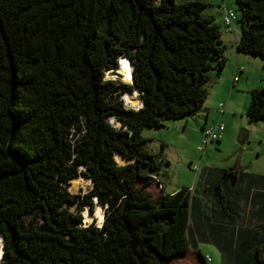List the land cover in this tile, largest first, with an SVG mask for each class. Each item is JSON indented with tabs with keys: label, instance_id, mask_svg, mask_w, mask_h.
Here are the masks:
<instances>
[{
	"label": "trees",
	"instance_id": "obj_1",
	"mask_svg": "<svg viewBox=\"0 0 264 264\" xmlns=\"http://www.w3.org/2000/svg\"><path fill=\"white\" fill-rule=\"evenodd\" d=\"M235 3L236 49L264 64V0ZM207 6L0 0V264H170L189 249L205 263L200 243L221 264H264V176L206 170L193 188L167 194L160 163L143 150L144 129L203 110L225 67ZM123 56L132 83L106 78ZM126 92L142 105L128 106ZM249 94L248 120H263L264 86ZM79 177L92 183L82 196L66 187ZM95 203L103 221L85 224L81 211ZM182 213L185 240L171 228Z\"/></svg>",
	"mask_w": 264,
	"mask_h": 264
},
{
	"label": "rangeland",
	"instance_id": "obj_2",
	"mask_svg": "<svg viewBox=\"0 0 264 264\" xmlns=\"http://www.w3.org/2000/svg\"><path fill=\"white\" fill-rule=\"evenodd\" d=\"M224 1L227 6L235 10L237 16H239L235 0ZM213 13L216 17L215 23L218 24L221 29V35H224L222 30L223 22L221 23L219 14L215 13V8L207 6L204 10V14ZM234 23L240 28L238 22L235 21ZM256 59L258 63H260L259 61H262L260 58ZM262 65L264 64H260V66ZM256 66L258 67L259 65L256 64ZM262 71L263 69L258 70L256 73L258 74ZM118 72L119 71H117V73ZM105 73L106 78L108 77L107 79L115 80L118 83H127L122 80V75L119 73L114 74V72L108 70ZM256 86L257 87L255 88H261L264 86V83H258ZM128 94L136 98H138V96L136 92L123 93L120 98H123L126 104L130 106L125 97ZM237 95L238 96L235 99L236 102L234 103V106L232 105V110L236 115H233V113L227 109V114L219 120L225 126L223 139L219 142L216 141L209 143L206 148L201 143L202 134L201 137H198V132L196 133L194 131L202 120L199 113L185 118L167 120L160 128L144 129L142 131V135L150 139L148 143L143 145V150L154 154L157 161L160 163L158 176L162 182L163 191L165 193L172 194L183 188H193L194 185L196 186L197 184L198 177L206 170H209L210 174L216 176V178L219 177L223 170H231L232 168L239 169L241 172L245 173L246 178L264 176V119L250 122L246 116L250 94L247 91H242L238 92ZM218 102H220V100ZM224 103L226 102H221L222 105ZM211 108H214V106ZM212 110L213 109H211L209 120H213V123H218L217 114ZM186 122L187 127L185 126ZM242 130L247 131V137L244 142L240 144L238 142V135ZM199 145H201L203 149L202 151H198ZM193 165L198 166L197 171L192 168ZM77 179H80L82 184L80 183L81 185L79 184L78 188L73 190V182L70 180L69 184L66 186L67 189L72 194L80 196L88 193L92 188L91 181L83 177ZM151 189L154 192V195L158 193L159 188L155 185ZM72 209L74 211L78 210V208ZM249 209L250 211L254 210L256 209V206L251 205L249 206ZM246 211H248V206L246 207ZM81 212L85 224L95 222L97 225H101L102 222H100L98 213L103 215L104 209L98 203H95L93 208H90L89 206L83 207ZM253 218L256 219L255 216ZM188 220V213H182L180 219H178L171 228L176 230L175 232L178 230L183 231L184 227H182V224L188 222ZM248 223L252 225L251 221ZM166 234L169 235L168 233ZM172 238L175 240L174 236ZM183 238L184 240L186 239L184 231ZM166 239L167 237H165V240ZM182 242L183 240L180 244ZM2 243L3 241L0 238V244L2 245ZM198 249L203 256L206 254L210 256V260L205 261V264H221V253L214 245L200 243ZM200 261L201 259L196 251L194 249H189L186 253L177 254L176 259L171 260L170 264H192L193 262V264H195L197 262H202Z\"/></svg>",
	"mask_w": 264,
	"mask_h": 264
},
{
	"label": "crops",
	"instance_id": "obj_3",
	"mask_svg": "<svg viewBox=\"0 0 264 264\" xmlns=\"http://www.w3.org/2000/svg\"><path fill=\"white\" fill-rule=\"evenodd\" d=\"M181 1H185V0H181ZM202 1L208 3V6L215 8V13L219 14L221 23L223 22L222 14L224 9L225 8L231 9L230 7L227 6L224 0H202ZM208 15H212L216 21V17L214 13ZM234 22L228 28L222 25L223 27L222 30L224 32L223 33L224 35H221V40L224 46L227 61L220 77L215 82H212L209 85L208 98L207 101L205 100L203 105L204 109L198 112L200 117L202 118L201 122H199V124L197 125V128L194 129L196 133L198 132V137H201L202 130L206 125L215 124L213 123V120H209L211 109H213L212 111L216 112L218 121L221 118H223L225 114H227V109L228 111L232 112L234 115L235 112H233L232 110V105L234 106V103L236 102L235 99L238 96L237 95L238 92H242V91L249 92L251 89L257 87L256 85L258 83H264V65H262L263 67L260 66V64H263L262 61H259L260 63H258L256 61L257 60L256 58L242 54L238 52L236 49V44L240 37V28ZM256 64L259 66L257 67ZM262 69L263 71L261 73L258 74L256 73L258 70H262ZM234 77H237L236 83H234L233 81ZM219 100L220 102H218ZM222 101H225L226 103H224L225 105L223 104L222 106H220ZM212 106H214V108H211ZM185 126L187 127V122L185 123ZM224 134H225V130H224ZM223 137L220 140H222ZM210 177L211 179H215V176H213L212 174ZM206 256L209 255L206 254L204 256L205 260H206ZM195 264H205V263L197 262Z\"/></svg>",
	"mask_w": 264,
	"mask_h": 264
},
{
	"label": "built area",
	"instance_id": "obj_4",
	"mask_svg": "<svg viewBox=\"0 0 264 264\" xmlns=\"http://www.w3.org/2000/svg\"><path fill=\"white\" fill-rule=\"evenodd\" d=\"M236 19V12L233 9L225 8L222 14L223 25L228 28L232 22ZM234 83L237 81V77H234ZM222 106V104H220ZM225 126L223 123L218 122L211 125H206L202 130L201 143L206 148L211 142L219 141L224 135ZM201 145L198 146V151H202ZM192 168L197 171L198 166L193 165ZM206 260H210V256H206Z\"/></svg>",
	"mask_w": 264,
	"mask_h": 264
},
{
	"label": "bare ground",
	"instance_id": "obj_5",
	"mask_svg": "<svg viewBox=\"0 0 264 264\" xmlns=\"http://www.w3.org/2000/svg\"><path fill=\"white\" fill-rule=\"evenodd\" d=\"M123 60H127V59H123ZM107 71V70H106ZM117 71H119L118 73L120 74V75H122V80L124 81V82H127V83H132V80H131V65L129 64L128 65V68H125L123 65H121L120 67H119V69L117 70ZM113 76V75H112ZM108 78V77H107ZM112 78V77H111ZM126 97V100H127V103L128 104H130V106L131 107H139V106H141L142 105V102H141V100H140V98L138 97V98H136V97H134V96H132V95H130V94H128V95H126L125 96ZM118 126V125H117ZM115 159H116V161L118 162V163H120V164H124V163H126V161L124 160V158L121 156V155H119V154H116V156H115ZM72 181V180H71ZM73 182V186H72V189L73 190H76L77 188H78V186H79V184L81 183V180L80 179H77V180H75V181H72ZM82 184V183H81ZM80 184V185H81ZM103 215H104V213H103ZM103 215H101L100 213H99V217H100V222H102L103 221ZM98 216V215H97Z\"/></svg>",
	"mask_w": 264,
	"mask_h": 264
},
{
	"label": "clouds",
	"instance_id": "obj_6",
	"mask_svg": "<svg viewBox=\"0 0 264 264\" xmlns=\"http://www.w3.org/2000/svg\"><path fill=\"white\" fill-rule=\"evenodd\" d=\"M124 59V58H123ZM123 59H121L120 58V60H119V65L121 66V65H123L125 68H128V65L130 64V61L127 59L126 61L125 60H123ZM131 65V64H130ZM131 74V73H130ZM98 215H99V213H98ZM3 241V240H2ZM2 255H3V243H2V245L0 244V260H1V258H2Z\"/></svg>",
	"mask_w": 264,
	"mask_h": 264
},
{
	"label": "water",
	"instance_id": "obj_7",
	"mask_svg": "<svg viewBox=\"0 0 264 264\" xmlns=\"http://www.w3.org/2000/svg\"><path fill=\"white\" fill-rule=\"evenodd\" d=\"M123 58H126V57H121V59H123ZM127 59V58H126ZM131 80H132V82H133V79H132V76H131ZM246 137H247V131H245V130H242L240 133H239V135H238V142L240 143V144H242L243 142H244V140L246 139ZM76 179H72V181H75Z\"/></svg>",
	"mask_w": 264,
	"mask_h": 264
}]
</instances>
